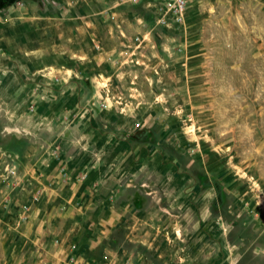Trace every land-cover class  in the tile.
I'll return each mask as SVG.
<instances>
[{
	"label": "rangeland",
	"instance_id": "1",
	"mask_svg": "<svg viewBox=\"0 0 264 264\" xmlns=\"http://www.w3.org/2000/svg\"><path fill=\"white\" fill-rule=\"evenodd\" d=\"M171 1L0 0L78 26L75 54L0 71V264H96L70 251L78 216L53 199L96 180L129 203L126 228L133 211L164 214L144 222L164 238L139 241L141 264H264V0H189L181 19ZM26 84L34 108L27 87L10 99ZM53 138L66 151L45 164ZM194 229L216 255L181 240ZM110 241L135 249L122 231Z\"/></svg>",
	"mask_w": 264,
	"mask_h": 264
},
{
	"label": "crops",
	"instance_id": "2",
	"mask_svg": "<svg viewBox=\"0 0 264 264\" xmlns=\"http://www.w3.org/2000/svg\"><path fill=\"white\" fill-rule=\"evenodd\" d=\"M30 6L35 7L29 2L22 6L15 4L0 6V71L2 72L14 71L17 65L16 61L20 63L22 61L20 57L26 58L34 56L42 60L43 63L49 60H59L62 55V46H66L67 44L70 46L68 54L72 55L76 53L75 49H72V45L76 44L78 41V26L76 20L72 21L71 19L73 18L68 17L70 20L62 19L53 21L48 17L47 11L39 7L38 11L42 12V15L40 16L38 14L32 16V14H30V8L32 7ZM25 24L36 26L38 37L32 40V37L29 36L30 34L25 33ZM24 40L28 42H24ZM30 40L34 43L31 48L28 47ZM48 74L55 81H60L61 74H59V72L50 70ZM25 89L28 94L26 102H28L30 90L34 89V87L30 89L28 84L15 89L10 99L16 98L18 94ZM36 103L38 104V102ZM36 103L33 102L29 105L28 102L26 105L34 108ZM61 141L62 140L58 138H53L52 144H50L47 151H44L42 154L44 158H42L41 161L43 163L49 164V159H52L53 153L55 155H60V153L62 154V152L66 151V148H61ZM104 147H108V145L105 144ZM108 153L110 154V151H108ZM95 157L97 156H93V158ZM39 167L41 168L44 166L40 165ZM100 171L101 170H99V172ZM30 172H33V170ZM104 173L103 171L101 172V174ZM126 182V180L119 181L118 184H127ZM108 183L109 182L97 180L94 182H87L86 184L66 181L64 184H59L58 188H56L57 194L53 199L55 201L56 199H60L59 212L57 211L58 215L61 218L65 215H72V217L78 216L75 224L77 227L76 232L75 234H71V236L74 237L68 243L70 251L75 250L83 261H85L86 258V260L90 259L94 262L96 261V264H125L122 263V261L128 260L133 261L129 264H141L140 261L142 256H140V254L137 255V248L140 246L139 243L149 239L146 243L152 244L157 238H164L163 232L159 235L158 226L156 229L157 232L154 233V230L149 231L145 228L144 222L149 224L154 217L162 219L164 214L161 212H157L156 214L149 213L143 218L139 217L136 211H133L132 219L134 224L132 226L129 225V229L126 228V221L129 217L127 212L129 203H124L125 207L123 209L117 207L116 205L123 204L120 196H118L116 202H111L112 198H110L111 193ZM70 189L72 192L67 195ZM118 189L119 188H117V190ZM152 227L153 226H150V229ZM117 231H122L123 234H125V241H132L129 244H133L135 249H133L131 253H128L129 248L126 244L120 245V243H117V247H115V243L110 241L117 235ZM193 231L191 234L187 231V234L184 235V233H182L181 235V240L186 239L188 243H191V238L195 239V250L192 252H198L199 256L207 255L209 251L212 252L213 255L218 253L220 247L219 242L211 236L205 235V233L200 230L194 229ZM195 232L196 234H194ZM94 254L95 256L96 254H100L99 259H94ZM117 254V257L112 258L113 255ZM159 257L161 258L157 259V261L168 262L165 253L163 254L162 252L161 254L159 252ZM229 262L232 264L231 258ZM142 264L154 263L152 260H145Z\"/></svg>",
	"mask_w": 264,
	"mask_h": 264
},
{
	"label": "built area",
	"instance_id": "3",
	"mask_svg": "<svg viewBox=\"0 0 264 264\" xmlns=\"http://www.w3.org/2000/svg\"><path fill=\"white\" fill-rule=\"evenodd\" d=\"M188 3L189 0H172L171 2H169V9L175 13L177 19H181L188 6Z\"/></svg>",
	"mask_w": 264,
	"mask_h": 264
}]
</instances>
